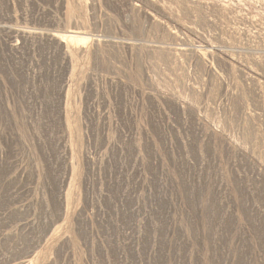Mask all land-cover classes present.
<instances>
[{"label":"rangeland","instance_id":"374dc122","mask_svg":"<svg viewBox=\"0 0 264 264\" xmlns=\"http://www.w3.org/2000/svg\"><path fill=\"white\" fill-rule=\"evenodd\" d=\"M0 264H264V0H0Z\"/></svg>","mask_w":264,"mask_h":264}]
</instances>
